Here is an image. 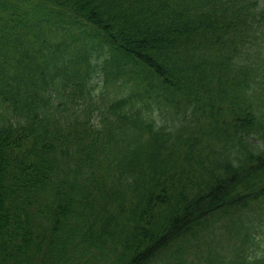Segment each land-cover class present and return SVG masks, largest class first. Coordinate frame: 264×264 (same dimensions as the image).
<instances>
[{"label":"trees","instance_id":"trees-1","mask_svg":"<svg viewBox=\"0 0 264 264\" xmlns=\"http://www.w3.org/2000/svg\"><path fill=\"white\" fill-rule=\"evenodd\" d=\"M264 0H0V264H264Z\"/></svg>","mask_w":264,"mask_h":264},{"label":"rangeland","instance_id":"rangeland-1","mask_svg":"<svg viewBox=\"0 0 264 264\" xmlns=\"http://www.w3.org/2000/svg\"><path fill=\"white\" fill-rule=\"evenodd\" d=\"M259 232V244L255 246L254 252L260 256H264V225H261Z\"/></svg>","mask_w":264,"mask_h":264}]
</instances>
